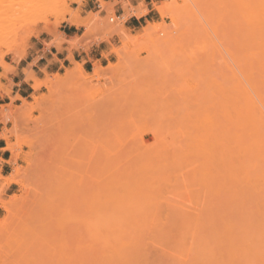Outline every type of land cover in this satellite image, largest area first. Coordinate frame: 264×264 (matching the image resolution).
I'll list each match as a JSON object with an SVG mask.
<instances>
[{"label": "bare ground", "instance_id": "1", "mask_svg": "<svg viewBox=\"0 0 264 264\" xmlns=\"http://www.w3.org/2000/svg\"><path fill=\"white\" fill-rule=\"evenodd\" d=\"M11 1L12 0H0V29L9 18L6 8L7 4ZM69 1L78 0H29L28 2L30 4L27 5V12L35 14L49 11L57 18L67 20V22L73 27L88 28L94 21V18L82 21L78 15L70 14L71 17L66 19L63 10L68 6ZM100 2L102 7L107 10H113L116 4L107 3L102 0H100ZM124 4V21H127L131 17L140 18L147 14L146 8H134L128 1ZM161 5L156 6L155 9L162 18H166L168 15V8L171 12L176 14L174 15L173 13H170L173 14V16L169 14L170 17L172 16L171 19L173 24L172 22L171 24L172 26H175L174 28L172 27L175 32L169 31H172V28H168L167 30L165 28L168 27L167 25L159 27L156 23H149L147 25L148 27L144 29V33L141 34L142 36H134L133 39L129 36L130 38L127 37L128 39L125 40V46L127 48L131 45H134L133 47L140 45L142 48L143 44L146 47V44H148L146 42L149 40V43L153 44L151 45V50L154 47L158 52H155V49H153L154 51L152 50L147 53L152 52V54H154L155 52L159 56L161 52L159 56L160 58L157 54H154L153 58L150 53L152 61L154 59L156 61V63H154L155 65L153 64L155 61L152 62L151 59L148 60V62L145 61L146 58L144 56V60H138L143 63L147 62V65L138 63L140 66L142 64L143 67H149V63L150 67L153 65L154 68L152 69H155L158 73L161 68V71L164 70L163 72H166V75L171 71L172 75L173 73L174 75H177V70V73L173 72V70L176 65H178L177 68L179 69V65H183L185 60L181 61L183 58L180 59L181 57L176 56V58L179 57L177 59L181 61L176 60L178 61V64L175 62V58L173 59L174 61L171 60L174 57L171 55H173V53L177 55L175 53L176 51H178V53L183 52L181 49H178L180 48L178 45H175V41L178 43L180 42L179 37V41H177L178 39H176V36L181 35L180 33L178 34V32L182 31V28H185L186 26L183 34L185 33L187 38L190 37H188L186 33H191V35H193L191 38H197L199 35L202 36L204 32V36L206 37L204 38V36H202V38L199 36V39H205L204 41L207 42V44L212 42H209L211 34L207 27H211L214 35L218 38L220 35V25L227 26V28L231 29L230 31L235 33L234 35L236 39L241 38L243 40V44H239L241 47V49L239 48L241 55L240 57L236 55L240 65L239 68L235 67L238 71L236 72L235 69L228 66L227 71H229V68L230 70L232 69L235 71L231 72V76H229L230 73L227 75L226 73L219 72L220 81H213V78L211 79L210 75H208L211 84L213 82L218 83V85L213 84L214 88L212 87L213 85L211 86L209 84V89L212 87L217 91L220 88V92H218L220 93V106L218 107L216 105L217 101L212 103L216 105V108H219L218 111H216V108L214 109L216 112L212 111L213 108L210 106L211 104L209 102L207 103V100L211 101L213 99L209 100V97H211L210 92V94L208 93L210 96H207V100H205L206 96L203 94L205 96H203V99L205 98V103L210 104L207 105L209 106L207 109L202 107L203 104L201 102L200 104L196 102L198 97L195 101V105L194 103H191L193 100L189 102L193 104V107L197 105V109L202 107L197 114L196 112L194 113L195 116L191 115V110L195 108L190 110L188 116L184 114L185 112L183 111L188 109L187 105L185 106L187 108H184L183 106L185 98H183L181 109L179 108L181 111L184 109L182 111L183 113L177 111L178 108L175 110L171 107L174 112H180V116L182 115L183 117L185 115V120L183 122L185 123L186 121H189L188 123L190 125L187 124L188 126H169L170 121H166V117L164 119L167 123H165L166 125L163 126L161 123H158V125H162L158 126L156 123L157 126H154L151 122L155 123V120H152L151 115H148V120L146 117L149 112L146 111V117H144L142 113L141 118H145L144 120H147V122L149 121L148 123L150 124L145 126V122L144 126H139V124H142L143 122L138 121V126L135 125V127L131 128L133 131L135 130L134 132L139 128V132L152 133L151 136H154L155 142H152L153 144L151 143L150 145L146 144V141L143 138V133L137 132L135 135L137 138L134 137L136 143L132 145V142H130V145L129 141L126 142L127 144L125 142H120V139L127 140V138L122 137L124 135L122 134V138L119 136L120 139L115 140L117 143L114 142V144H116L118 148H120V144H126L127 146L125 145V148L121 145L125 150H120L122 148L117 150L116 147H113L117 152H121H116L115 157L108 159L107 157H112V151L109 153L107 149H105V146L108 144V149H111L112 146H110L109 143L105 145L100 138L103 135L105 136V132H109L110 135H107L111 136V125L114 124L113 127L115 128L116 117L112 115L111 117L114 119L111 121L110 119L112 118H110V114L108 113L110 112V109H107L109 107L106 108V111L103 108L101 109V107L104 106H101L102 103L100 104V107L98 105L99 111L102 110L108 113H106L109 115L108 122H110L108 125L110 123L111 125L109 131H101L100 128L96 129L100 130L101 134L97 131L99 134L97 137L100 136V138L96 137L97 139L94 138V141L101 140L102 142L94 143L100 145L103 143L104 146H102V148L109 153V156H104L106 153L101 146L96 145V148L94 147V151H96L93 152V149L91 150L88 148V146L91 145H88V139H90V143H92L94 136H91L89 132L92 139L90 137L88 138V128L86 129V133H84L79 132L80 130L75 126L78 121L82 123L83 121L86 122L89 120L85 117V121L84 116L82 117V115L84 114L83 112L86 111L85 107L86 109L89 107L88 104L91 100L88 101L87 99L91 96L86 98L88 102H85L88 104L85 103V107L83 105L84 103H81L84 107L83 112L80 114V117L83 118L81 121L82 118H77V115H69L67 110L64 115L68 117L60 114L62 108L67 106L69 108V106H72L68 105L71 104V101L68 100L69 98L65 97L66 95H62V91L66 90L75 80H78L81 87L85 88V90L86 88L91 89L90 87L103 79L104 82H107L108 80L106 81L105 79H110V77L112 79L113 76L115 78L118 75L120 78L117 77L122 80V76L119 75V72L121 70L123 71V69L125 71L123 72L126 75V79L128 76L127 70H125L127 67L124 51H114V53L121 59L120 63L110 64L107 67H103L100 62H96L91 74L86 72L83 64L76 62L73 55H70L68 58L74 67L66 68L64 75L57 74L53 78H47L44 81H39L37 78L33 77L28 78L27 82H33L32 88L36 92H39L42 88H47L51 93L57 91L59 94L61 92L59 97L64 96V98H58V101L56 100L54 102L53 100L58 94L50 97H39L32 104H29L28 101L23 99L20 95L18 96L19 100L24 101V108H31L30 113L33 110L43 111L46 106H49L50 102H52L51 106L53 103L57 104L58 106L54 105L55 108H53L51 110L52 113H50L52 117L56 114L57 116L53 119L51 117L50 126H33L34 130L37 128L36 130L39 131L37 132V136L39 137L36 136V130L33 131L32 127L31 131L28 130L30 129V126H28V129L26 128L27 126L25 127V130H27L28 133H35L33 136H36L32 139L25 136L26 138L24 141L27 143L26 146L28 145L32 149L35 146L40 148V151L35 158L32 157V153L25 155L24 160L29 166L27 168V173L31 172H29V170L32 169L30 166L34 165L35 167L32 169L35 170V173L32 174L33 176L29 179H21L22 170L16 169L13 176L1 177L4 182V185L0 187L1 192L5 187L14 184H20L25 189V194L21 197L16 196L12 198L10 202H5L0 199V207L7 210L12 208V214L14 213L13 216H15L16 219H14L15 224L13 221L11 224L13 223L17 226L16 229L18 230L23 228L21 233L29 242L27 250L29 252L30 261H35L38 258L43 257L42 263H38V260V264H47L46 260L49 258L57 259L56 264H61V262L63 264H264V0H182V4L176 0H169L168 8L164 7L163 4ZM215 10H217L218 13L215 12ZM204 11L207 13L205 14L206 16L203 15ZM201 17H204L203 19H205L207 27L202 23ZM223 29L225 33V28ZM201 30L203 31L201 32ZM224 35L228 34L226 33ZM62 36L65 39L68 38V35L66 36L63 34ZM83 39L84 36L77 41L72 42L71 45L73 47L78 46ZM202 40H198L200 41L199 45L204 46ZM141 42L145 43L142 44ZM238 43H240V40ZM62 45L63 41L56 44L59 49L62 48ZM149 45H147V47ZM174 45L176 48L173 50L170 46ZM207 47L208 49L214 47L218 50L215 43H213L212 46H204V49ZM127 48L125 49L129 50ZM166 48L167 51L165 50ZM170 49L172 50L170 51ZM136 50L134 48L130 50V52L127 51V53L129 52V58L132 57V59L130 58L132 61L134 60L133 56ZM146 50H149V48ZM162 50H164L163 53ZM132 51H134V53L130 55ZM164 52H166V56ZM169 52H172V54H169ZM191 52L193 53V51ZM139 53L140 50L138 54ZM216 53L217 51L215 50V54ZM155 56H157V59L160 61H162L161 58H164L162 63H166L168 68L169 65L171 67L172 64L173 67L170 69L173 70L165 71L164 67L162 70V66H156V64L162 65V63H159V60H157ZM169 56H171L170 61H172L174 65L172 62L168 63L166 60ZM191 56L194 57L196 55L194 54ZM191 56H188L190 62L192 61ZM196 57L198 60L201 58H199V56ZM203 57H205L206 60L208 57V60H210L207 55H204ZM138 60L136 59L134 64H136V68L141 71L142 67L140 69V66L137 67V63H135ZM202 60L203 59L197 61L196 64L199 62L200 64H205L204 67L201 65L200 68L203 67L204 73L208 72L209 66L206 67V63H204L206 60H203V62ZM234 62L236 63L237 61L234 60ZM194 63L195 62L192 64L194 65ZM235 63L234 65L237 64ZM163 65L165 66V64ZM219 65L221 64L219 63ZM189 66H192L191 63ZM148 67V70L146 71L150 72V68ZM193 67L194 66H192L191 69H193ZM136 68L135 70L132 69V71L137 72ZM12 69L13 68H11V70ZM186 69L187 68L185 67L184 72L191 76L192 70L186 71ZM196 69L198 68H195V71H193L196 72ZM204 69L208 70L204 71ZM130 70H128V72ZM213 70L215 71L216 69L214 68ZM146 71L144 70V72H142L143 75L144 73L146 75ZM44 72L47 73L46 70H44ZM149 72L147 75L150 78L152 75H149ZM163 72H160L159 75L154 72V75L163 78L161 75ZM184 72L182 71L183 76ZM222 72L225 71L222 70ZM129 73V76L131 77L134 72ZM204 73L203 76H206ZM133 76L137 77V75ZM157 76L156 78L155 76L153 78L157 79ZM181 76L178 75V78L181 79ZM117 77L115 80L118 79ZM149 78H146V82H148ZM190 78L187 79L186 77V79L191 82L193 80L195 81L194 78ZM186 79L184 78V80ZM121 80H119L120 84ZM170 80L171 79H169V81ZM114 81L112 80V83ZM142 81L144 82V79H142ZM163 81L166 82L164 83V85H166L167 81L165 78L161 81H157L160 82L159 85H161V87ZM180 81L182 82L183 78ZM108 82L111 83L110 80ZM115 82L113 83L114 85L112 84L113 88L116 85H119L115 84ZM149 82H151V80ZM205 82L208 83V81ZM116 83H119L118 80ZM174 83L175 82L172 83L171 87H173ZM196 83L199 82L197 81ZM201 84H203V88L207 89V84ZM106 85L108 84L106 83ZM174 85L177 86V84ZM97 86L98 85L95 87H100ZM125 86L124 87L127 89L126 92L128 90V92H130L132 88L127 87V85ZM145 86L146 85L144 84V87ZM217 86H219L218 89H216ZM117 87L118 86H116V93L114 94L113 92L115 91H113L114 89H111L112 87H109L110 89L108 90L104 88V90H110V92L113 91L112 94L110 93L105 96L108 100L111 99L112 95L118 96L119 93L117 92ZM158 87L159 86H157V88ZM93 88L94 87H92V89ZM146 88L148 87L146 86ZM193 88L195 87L193 86ZM198 88L199 90H202V87ZM99 89H101V87ZM120 89L121 88H119L118 91H121ZM176 89V87H173V89H170L169 91L171 92L173 90L171 93L178 94V92L180 93L182 90L175 91ZM143 90L146 91L145 88ZM68 91L67 95L68 93L71 94V96L72 94L74 95V91H72L73 93H70V89H68ZM94 92L96 93V91ZM140 92L141 91L137 92L139 93V96L133 91L130 93L137 94L136 96L139 99ZM168 92H166V94L169 95ZM202 92H204V89ZM64 93L66 94V92ZM194 93L197 95L200 91ZM200 95L202 94L200 93L199 96ZM117 96L113 99L120 104V101L124 99L120 100ZM213 97L214 99L215 97L217 99V96L213 95ZM76 98L78 99L79 97ZM151 98L153 97L151 96ZM189 98L193 99L191 97ZM113 99L111 100L113 101ZM138 99H136V102H140ZM170 99L173 100L172 97H170ZM186 99L188 100V96ZM111 100L109 102H112ZM126 100L124 101H129V98L127 101ZM133 100H135L134 97H131L130 103H134ZM141 100L143 101V99ZM161 100L164 101L163 99ZM77 101L80 102L81 100ZM98 102H100V100ZM77 103L75 102L74 105ZM145 103L141 105L144 106ZM150 103L152 104V102ZM164 103L166 102H163V104ZM94 104H96V102ZM124 104L125 103L123 102L121 105ZM139 104L140 103H138V106H140ZM178 104L180 106L179 102ZM127 105L128 104H126V106ZM156 105L158 104H155V106ZM77 106L79 105H76V107ZM94 106L97 109L96 105ZM126 106H122V108L125 109ZM129 106H132V104ZM80 107L82 108L81 105L79 108ZM90 107L92 106L90 105ZM145 107L148 110L147 105ZM157 107L159 108L160 105L154 107L155 110L153 111H155L156 114L158 112L159 116L156 114L155 116H165L164 114H161L162 116H160L158 111L160 108L156 109ZM162 107L163 106L161 105V108ZM72 108H70V110H73ZM47 109L50 110L51 107L50 109ZM115 109V107L112 108V110ZM128 109L127 106L126 112H129ZM168 109L169 107H167L164 112L166 113V110L168 111ZM171 109L169 110L170 112L172 111ZM208 109L211 110L208 111ZM24 110L23 108L20 110L11 109L9 112L7 111L8 113L6 116H15ZM75 110H78V107ZM89 110L87 109L86 112ZM119 110H121V108ZM142 110L145 111V108H142ZM137 111L138 109L136 112ZM150 111H152V109ZM155 112H152L153 114H151L154 116ZM160 113H163V111L161 112L160 110ZM85 114L88 116V113ZM134 115H136V113ZM177 115L179 114L177 113L175 116ZM95 117L93 119H95ZM135 117L136 116H133V118ZM187 117L188 120H186ZM164 120H161V122L163 123ZM89 121L86 122V125ZM94 121H96V119ZM176 121L177 120L175 119V122ZM118 122L119 121H117V123ZM90 124L94 123H91L90 121ZM96 124L99 125V121ZM127 124L125 127L121 123H118V125H122V127L124 126V130L128 125H133V123L132 125L130 124V121L129 124ZM98 125L95 127L97 128ZM118 129L119 128H117V130ZM117 130L115 129V131ZM119 132H117V135ZM17 133V127H15L13 131L2 132L0 134V140H6L9 142L12 135L15 134L17 136ZM114 134H116V132ZM113 137L114 136H112V138L110 137V140H114ZM23 138L19 139L18 137L19 145L20 140H23ZM36 138L37 141H35ZM129 139L131 141L134 140L132 136L129 137ZM16 145H18V143L15 145L10 144L5 149L13 154L8 164L18 163L17 161L20 158V154H17L18 146ZM20 146H22V144ZM97 147H99L100 150L99 148L97 149ZM63 148L65 150H62ZM66 148L70 151L68 152ZM88 150L93 153V155H91ZM63 151L66 152V156L68 154V158L64 155ZM98 152H100L106 160L108 159V161H105L102 156H99L101 157V161H105L102 163L99 160V165L104 164L102 167L105 166V170L101 165L97 170L94 165H92L95 163L98 164L95 162L97 156L100 155ZM114 152H112V154ZM88 154H90L91 157H89ZM94 154L96 155L94 156ZM65 157L67 159H65ZM62 158L67 161L64 162V159L62 161ZM98 159L99 158H97V160ZM100 168H102V170H100ZM1 169L2 168H0V170ZM103 170L105 175L102 174ZM93 172L96 174L93 175ZM99 175H102L100 179L101 181L98 180V178H100L98 177ZM92 176H96V180L98 181H96L95 178L92 179ZM91 181H93V183ZM91 183L93 185H91ZM0 225L2 224L0 223ZM20 225L22 226L21 228ZM15 231L16 230L14 229L15 235L20 234V232L16 233ZM17 236L18 235H16V237ZM59 260L61 261L60 263ZM33 263L36 264V262Z\"/></svg>", "mask_w": 264, "mask_h": 264}, {"label": "rangeland", "instance_id": "2", "mask_svg": "<svg viewBox=\"0 0 264 264\" xmlns=\"http://www.w3.org/2000/svg\"><path fill=\"white\" fill-rule=\"evenodd\" d=\"M29 0H12L11 2H9L8 4H7V12H8V19L6 20V22L2 25V28L0 29V134L2 133V132H8V131H13V129L15 128V127H17V129H18V135L16 136L15 134H13L12 135V137L10 138V140H9V142L8 141H6V140H0V142L2 141V142H4V145L6 146V148L8 147V145H15V144H17L18 143V145H16V146H18L17 148V154H20V158L18 159V163H15V164H10L11 165V167H12V170H11V174L9 175V176H7V177H11V176H13L14 174H15V171H16V169H21L22 170V175H21V179H29V178H31L33 175L32 174H34L35 173V170H32V169H34L35 167H34V165L33 166H30V168L32 167V169H30L29 170V172L30 173H27V168L29 167L28 166V164H27V162L24 160L25 159V155H28V154H31L32 153V157L33 158H35L36 157V155H37V153L40 151V148H38L37 146H35L33 149L32 148H30L28 145L26 146V144L27 143H25V141H24V139L26 138L25 136H27L28 138H34V137H36L37 136V132H39L38 130H36V136H33V135H35V133H28L27 132V130H25V127L28 129V126H30V129H28V130H30L31 131V129L33 130V131H35L34 130V127L35 126H50V122H51V115H50V113H52V109L53 108H55V106L57 105V104H52V106H51V103L52 102H50L49 103V106H46V108L45 109H47V108H49L50 109V107H51V109L50 110H45V109H43V111H41V110H33L31 113H30V111H31V108L30 107H26V108H24V101L23 100H19V98H18V96L17 97H13L12 96V88L14 87V78H15V76L17 75V73H18V68H17V65L22 61V60H25L27 57H28V55L30 54V52L32 51V49H33V47H34V43H36L37 41H39V40H41V41H43V45H44V47H45V49H44V52H47V51H49L50 49H53V48H56L58 51H61L62 50V48L61 49H59V48H57V46H56V44L58 43V42H62L63 41V45H62V47L63 46H67L68 47V51H69V56L70 55H72L74 52H86V53H88V52H90V50L93 48V47H95V46H98V45H100L101 43H106V44H109L110 45V51H109V53H107L106 55H105V58H109V59H107L105 62H104V64L102 65L103 67H107V66H109L110 64H117V63H120V61H121V59L119 58V56L118 55H116L115 53H114V51L115 50H123L124 51V56H125V60H126V69L125 70H127V78L125 79V71H124V69H123V71L121 70L120 72H119V75L120 76H122L121 78H122V80L121 79H119L117 76V80H118V82L119 83H116L117 82V80H115L116 79V77L114 78V76L112 77V79H111V77H110V79H105L106 81L108 80H110L111 81V83H109L108 81L107 82H104V79L102 80V81H100V82H97V84H94V86H92V87H94L93 89H92V87H90L91 89H92V91H91V89H88V88H86V90H85V88H82L81 87V85H80V82L78 81V80H75L66 90H64V91H62L63 93H62V95L64 94V96L66 97V98H69L68 100L69 101H71V104H68V105H72V106H69V108H68V106L67 107H65V108H62V110H60V114H62V115H64L65 114V112H66V110L68 111V114L69 115H77V118L78 117H80V114L83 112V110H84V107L86 106V104H88L87 102L88 101H90V103L88 104V106L89 107H87V109L89 110L88 112H86L87 111V109H86V107H85V112H83L84 114L85 113H88V116H87V114H83L82 115V117L84 116V119H85V117L86 118H88L89 120H90V118H91V123H94V124H90V121L89 120H87V121H89L88 122V124H90V125H86V119H85V121L86 122H82V123H80V121H78L77 123H76V127L78 128V130H80L79 132H84V133H86V129L88 128V131H87V135H89V136H87L88 138L90 137L91 139H92V137L91 136H94L93 137V141H92V143H90L91 141H90V139H88L89 141H88V145H90V146H92V147H90V146H88V148H90L91 150L93 149V152H95L94 151V149L96 148V145L97 146H101V148H102V146H104L103 145V143H101V145L100 144H98L99 142H102L101 140H95L94 141V138L95 139H97V138H100V136L99 137H97L99 134L97 133V131H99L100 132V130L101 131H109L110 129V125H111V123L108 125V123L110 122H108V120H109V115H107L108 113L110 114V118H112V119H110L111 121H113V117H111L112 115L113 116H115L116 118H115V121H116V125H115V128L113 127L114 126V124L113 125H111V127H112V134H111V136H108L107 134H109L110 135V133L109 132H105L106 134H105V136L103 135V136H101V138L100 139H102L103 140V142L105 143V145L107 144V143H109L110 144V146H112V148L110 149H108L107 147H109V145L107 144L106 146H105V149H107V151L110 153V151H112V152H114L113 154H112V152H111V156L112 157H110L109 156V153L106 151V150H104V148H102L104 151H105V153H106V155H104L105 157H107V156H109V157H107L108 159L109 158H113V157H115L116 155H115V153L117 152V150H119L120 148H122V149H120V150H125V149H123V147L125 148V145L127 144L126 142L127 141H129V143L130 142H132V145H134L135 143H136V140H135V138L134 137H136L137 138V136H135L136 135V133L137 132H139V128H138V130L136 131V132H134L133 131V129L131 128V127H135V125L136 126H138L137 125V123H138V121L139 122H143L142 124L140 123L139 124V126H144V123L146 122V124H145V126H148V124H150V123H148L147 122V120H144L143 119V117L141 118V114L143 113V116L144 117H146L145 115H146V113L147 112H149V114L147 113V119L149 118L148 117V115H151V117H152V120H155V123L153 122H151V124H154V126L156 125V123H157V125H158V123H161L163 126L164 125H166L167 123H166V121H170V124H169V126H188L187 124H189L188 122L189 121H186L185 123L183 122L184 120H185V118H184V116L186 115V116H188L189 114H190V110L191 109H193V108H195V109H193V110H191V115H193V116H195V112H196V114L198 113V111H200L201 110V108L203 107H205V109H207L209 106H207V105H210L212 108V111H215L214 109L216 108V105L219 107L220 106V101H219V99H220V93H218V92H220L219 90H220V88H219V86H217V88L216 89H218L217 91L216 90H214L213 88H214V85L213 84H216V85H218V83H214L213 81H220V76H219V72H221V73H226L227 75H229V73H230V75L229 76H231L232 75V71H235L236 70V72L238 71V69H236L235 67H237V68H239L240 67V65H239V60H238V57L236 58V55H238L239 57H240V55H241V51H240V49H241V47L239 46V44L240 45H242L243 43V40L241 39V38H239V39H236L235 38V33H233L232 31H230L231 29H229V28H227V26H225V25H220V35H219V37L217 38V36H215L214 35V32H213V30L211 29V27L209 28V27H207V25L205 24V19H203L204 17H201V21H202V23H204L205 25H206V27L208 28V31L210 32V41L209 42H211V43H208L207 44V42H205L204 40H202L201 38L199 39V36L197 37V38H191V36H193V35H191V33H186L187 35H188V37H190V38H187V36L185 35V33L183 34V32H184V30H185V28L187 27H185V28H182V31H180V32H178V34L180 33L181 35H177L176 36V39H178V37H179V39H180V42L178 43V42H176L175 41V45L177 46L178 45V47H180V48H178V49H181V51H183L182 53H184V54H182L181 52H179L178 53V51H176L175 53L177 54V55H175L174 53H173V55H171L173 58L171 59V60H173L174 58V60H175V62H177L178 63V61H180V60H178L177 58H179V57H181L180 59H182L183 58V60H181V61H184V63H183V65L187 68L186 69V71L187 70H189V71H191L192 70V72H191V76L190 75H188L187 73H185L184 72V66L183 65H179V69L177 68L178 67V65H176V67H175V69L173 70V69H170V68H172L173 66H172V64H171V67H170V65H169V68H168V66H166L167 64L166 63H162V61H164L162 58H161V60L162 61H160L159 59H157L159 56H160V54H161V52H160V54H159V56H158V54L157 53H155V52H158V51H156V49L153 47V49H155V52H154V54L156 55L157 54V56H155L156 57V59L157 60H159L158 62L159 63H162V65L161 64H156V66H162V70H163V67H164V69H165V71H170V70H173V72H175V73H177V75H174V73H173V75H172V71L171 72H168L167 73V75H166V72H163V71H161V68H160V72H163V73H161V75H162V77L163 78H160V76L158 77L157 75H159V73L157 72V71H155V69H152V68H154L153 67V65H152V67H150V64L148 63V65H149V67L148 68H150L149 70H150V72L149 71H146V70H148L147 69V67H143V65H147V62H148V60H150L152 57L154 58V54H152V52H150L151 54H152V57H151V55H150V53H147V52H149V51H152L151 50V48H152V46L151 45H153L152 43L150 44L149 42V40L146 42V40H145V42L146 43H148V44H146V47H145V45L143 44V43H145V42H141L142 44H143V46H142V48L140 47V45L138 46L137 45V47H133L134 45H131L130 47H126L125 46V40H127L128 38H130V37H132L131 39H133L134 38V36H138V37H140V36H142L141 34H143L144 33V29L146 28V27H148L147 25L149 24H146V26L145 27H143V28H141V29H139V30H136V31H129V30H127L126 28H125V23H126V21H124L125 20V15L122 17V18H120V19H118L116 16H115V14H114V9L113 10H107V9H104L103 7H102V4H101V2H100V0H99V5H100V9L98 10V12H90V9L91 8H93L95 5L94 4H92V3H90L91 2V0H78V1H69L68 2V6L66 7V8H64V10H63V12H65V15H66V19H69L71 16H70V14L71 15H78L79 16V18L82 20V21H86V20H89V19H91V18H94V21L90 24V26L88 27V28H77V27H74V28H76V30H75V32L76 33H78L76 36H74V37H68V38H63V34H65L64 33V31L65 30H67L68 31V28H69V26H71V27H73L70 23H68L67 22V20H65V19H61V18H57L56 16H54V15H52L51 14V12H41V13H35V14H30L29 12H27L28 11V6L27 5H29L30 3L28 2ZM168 1L169 0H155V4H154V8L156 7V6H160L161 4H163V6L164 7H166V8H168L167 6H168ZM171 1V0H170ZM176 1H179L181 4H182V0H176ZM170 3V2H169ZM122 4L124 5V1L122 2ZM162 6V5H161ZM156 10V9H155ZM106 13L107 15L106 16H102V13ZM156 12H157V10H156ZM215 12H217V10H215ZM158 13V12H157ZM170 13H173L174 15H176L174 12H171L170 10H169V8H168V15L166 16V18H162L161 16H160V14L158 13V15H159V18H158V22H156V25L158 24L159 25V27H161L162 25H164V26H168V27H165L167 30H168V28L170 29V28H174L175 26L173 25L172 26V24H173V21H172V16H173V14H170ZM204 14L203 15H205V14H207L205 11L203 12ZM218 13V12H217ZM172 15L171 17H170V15ZM206 16V15H205ZM164 22V23H163ZM171 22H172V24H171ZM66 27V28H65ZM163 27V26H162ZM183 27H184V25H183ZM173 28H172V31L171 30H169L170 32H173L174 30H173ZM223 28H225V33H224V29ZM227 28V29H226ZM177 29V28H176ZM143 30V31H142ZM227 30V31H226ZM229 30V31H228ZM178 31V30H177ZM194 31V30H193ZM203 30H201V32H202ZM223 31V32H222ZM175 32V31H174ZM182 32V33H181ZM186 32H188V31H186ZM232 32V33H231ZM177 33V32H176ZM228 34V35H224V34ZM182 34H183V36H182ZM230 34V35H229ZM123 35V36H122ZM140 35V36H139ZM205 35V33L203 32V35L202 36H204ZM82 36H84V39H83V41L78 45V46H75V47H73L72 45H71V43L72 42H74V41H77L78 39H80ZM130 36V37H129ZM202 36H200V37H202ZM128 37V38H127ZM137 37V38H138ZM186 37V38H185ZM206 36H204V38H205ZM224 37H227V38H224ZM229 37V38H228ZM126 38V39H125ZM136 38V37H135ZM203 38V37H202ZM175 39V40H176ZM179 39L177 40V41H179ZM207 39V38H206ZM237 41H236V40ZM182 40V41H181ZM198 40H202L204 43V46H206V45H210V46H212V44L213 43H215L216 45H217V47H218V50H217V48H214V47H211V49L209 48L208 49V47L206 48V49H204V46H201V45H199V43H200V41H198ZM239 40H240V43H238L239 42ZM178 43V44H177ZM202 43V42H201ZM141 44V45H142ZM150 44V45H149ZM147 45H149V46H151V47H147ZM175 45L174 46H170V48H172L173 50L176 48L175 47ZM200 46V47H199ZM198 47V48H197ZM202 47H203V49H202ZM125 48H127V49H129V50H126ZM135 48V50H136V52L134 53V51H132L131 52V54L130 55H132L133 53H134V56H133V58H134V60L132 61V60H130V58L132 59V57H130L129 58V52H130V50H132V49H134ZM139 48V49H138ZM143 50H141V49ZM144 48V49H143ZM147 48H149V50H146ZM213 48V49H212ZM240 48V49H239ZM172 49H170V51L172 50ZM217 51V53L215 54V50ZM139 50H140V53L138 54V52H139ZM166 51H167V48L165 49ZM199 50H201V51H199ZM127 51H129L128 53H127ZM154 51V50H153ZM163 51L164 50H162V53H163ZM180 51V50H179ZM191 51H193V53L196 55V56H199V60H198V58L196 57V56H191V55H194ZM187 52H189V53H187ZM212 52H213V54H212ZM165 53V56H166V52H164ZM172 54V52H169V54ZM181 53V54H180ZM190 53H192V54H190ZM202 53V54H201ZM234 53H235V56H234ZM147 54V55H146ZM150 56H149V55ZM180 54V55H179ZM188 54H190V55H188L189 57L191 56V60L193 61V62H195L194 63V65L192 64L193 62L191 61L190 62V58L187 56ZM207 55V56H209V59L210 60H208V57H207V60H206V58L205 57H203L204 55ZM144 56H145V58H146V60L145 61H147L145 64L143 63V62H140L138 59H143L144 60ZM147 56V57H146ZM163 56H164V54H163ZM171 56H169L168 58H166V60L168 61V63H170V62H172V61H170V58H171ZM176 56H179V57H177L176 58ZM215 56V57H214ZM39 57L40 56H38V57H36L35 58V60H34V62L29 66V68L28 69H25V70H23L22 71V73H21V75H20V78H18V80L19 79H23L24 80V82L25 83H30L31 84V91H29V94H30V97L28 98V99H26L27 101H28V103L29 104H32V103H34V101L36 100V99H38L39 97H50V96H53V95H57L58 94V92L57 91H55V93H51V91L49 90V89H47V88H42L39 92H36L33 88H32V85H33V82H27V79L28 78H37L39 81H44L45 79H47V78H53L54 76H56L57 74H60V75H64V73H65V71H66V69H63L60 73H55V74H52V73H45L44 72V70L42 71V72H39L38 74H36L33 70H32V68H33V66L35 65V63L39 60ZM236 59H235V58ZM147 58H149V59H147ZM160 58V57H159ZM189 60H188V59ZM196 58H197V61H201V59H203V60H206L204 63H206V67H208V69H209V71L208 72H203V67L205 66V64L203 65V64H200V62L199 63H197L196 64ZM214 58H216V59H214ZM138 60V61H136L135 63H137V67L138 66H140L139 64L140 63H142L141 64V66L139 67L140 69H141V67H142V70L141 71H139V69L138 68H136V64H134V61L135 60ZM214 61H213V60ZM173 60V61H174ZM176 60H178V61H176ZM186 60H187V62H186ZM203 60H202V62H203ZM234 60L235 61H237L236 63L234 62ZM151 61H152V59H151ZM153 61H155V59L153 60ZM152 61V62H153ZM180 61V62H181ZM213 61V62H212ZM150 62V61H149ZM157 62V63H158ZM166 62V61H165ZM191 63V65L192 66H194L195 68H198V69H196V72H194L195 70V68L193 67V69H191L192 68V66L190 67L189 65H190V63ZM230 62V63H229ZM96 63V62H95ZM95 63H93V65L92 66H89L88 67V69L86 70V72L88 73V74H91L92 72H93V70H94V67H95ZM139 63V64H138ZM154 63H156V61L155 62H153V64ZM173 63V62H172ZM189 63V64H188ZM219 63L221 64V65H219ZM234 63L236 64V65H234ZM81 64V63H80ZM163 64H165V66L163 65ZM179 64V63H178ZM231 64V65H230ZM73 65V64H72ZM155 65V64H154ZM173 65H174V63H173ZM196 65V66H195ZM201 65H203V67L202 68H200L201 67ZM215 65V66H214ZM237 65H239V66H237ZM132 68H131V67ZM228 66L230 67V68H232V69H235V70H230V68H229V71H227V69H228ZM74 67V65L73 66H71L70 68H73ZM84 67V66H83ZM131 69H129V68ZM166 67V68H165ZM184 67V68H183ZM205 67V68H206ZM219 67V68H218ZM234 67V68H233ZM11 68H13L14 69V71H13V69L11 70ZM135 68H136V71L137 72H135V71H132V69L133 70H135ZM159 68V67H158ZM215 68L216 70L214 71L213 69ZM218 68V69H217ZM226 68V69H225ZM146 71V75H145V73H144V75H143V73L142 72H144V70ZM168 69V70H167ZM208 69H204V71H207ZM128 70H130L129 72H134V73H132V75H131V77L129 76L130 75V73L128 72ZM156 70H157V67H156ZM176 70H177V72H176ZM179 70H181V71H179ZM194 70V71H193ZM211 70H212V72H211ZM220 70V71H219ZM222 70L223 71H225V72H222ZM182 71L184 72V76H183V73H182ZM199 73H198V72ZM149 72V75H152V76H150V78H149V76L147 75V73ZM154 72H156L157 73V75H154ZM180 72V73H179ZM204 73V75H206V76H203V73ZM210 72V73H209ZM215 72V73H214ZM218 72V73H217ZM140 73H141V75H140ZM169 73H170V75H169ZM181 73H182V76H181ZM220 73V74H221ZM133 75H137V77H135V76H133ZM142 75H143V77H142ZM178 75H180L182 78H183V81L181 82L180 80L182 79H180V78H178ZM196 77V75H197V77L195 78L194 76ZM208 75H210V77H211V79L213 80L212 82V84H211V80L209 79L210 77L208 76ZM124 76V77H123ZM148 76V77H147ZM155 76V78H156V76H157V79H155V78H153ZM166 76V77H165ZM168 76V77H167ZM187 77V79H189L190 77H192V78H190V79H195V81L193 80L192 82L191 81H189V80H187L186 79V77ZM190 76V77H189ZM199 76H202V77H199ZM215 76H216V78H215ZM139 77V78H138ZM209 77V78H208ZM217 77H218V79H217ZM124 78V79H123ZM129 78H130V80L132 81H130L129 80ZM139 79V81H138V79ZM146 78H149L150 80H151V82H152V84H151V82H149L150 80L148 79V82H146L147 81V79ZM165 78V80L167 81V86L166 85H164V83H166L165 81H163V85H162V87H161V85H159L160 84V82H157V81H161V80H163ZM184 78L187 80H184ZM208 78V79H207ZM133 79H136V80H133ZM142 79H144V82L142 81ZM155 81H154V80ZM169 79H171L170 81H169ZM207 79V80H206ZM112 80L115 82V84H119V85H116V86H118L117 88V92L119 93L118 94V96L117 95H112L111 96V99H113V98H115V96H117L120 100L121 99H124V100H128V98H129V101H127V102H125L124 100H118V101H120V104H118V102H116V100L115 99H113V101L112 102H109L110 100H108L105 96H107V95H109L110 93L112 94V92L113 91H115V92H113V94L114 93H116V86L113 88V83H112ZM119 80H121V84H120V81ZM157 80V81H156ZM172 80H173V82H175L174 84H177V86L176 85H174L173 84V87H176L177 89L175 90V91H180L181 89V91H180V93L178 92V94H174V93H171V92H173V90L170 92L169 90L170 89H173V87H171L172 86ZM209 80H210V82H209ZM142 81V82H141ZM199 82V83H196V82ZM205 81H208V83H206ZM133 82H136V83H133ZM139 82V83H138ZM195 82V83H194ZM100 83V84H99ZM104 83V84H103ZM106 83L108 84V85H106ZM142 83V84H141ZM155 83V84H154ZM171 83V84H170ZM184 83H186V84H184ZM201 83H205L204 85H206L207 84V89H205V88H203V84H201ZM220 83V82H219ZM113 84V85H112ZM136 84H137V86H136ZM144 84L148 87V88H146V86L144 87ZM157 84V85H156ZM199 84H201V85H199ZM213 87H211L210 89H209V87H210V85ZM79 85H80V87H79ZM96 85H98L97 87H101V89H102V92H101V89H99V88H96L95 86ZM105 85H106V87H105ZM125 85H127V87H131L132 89L130 90V92H135V93H137V92H139V91H141L140 92V98L138 99L137 98V96H139V93H137V94H135V93H133V94H131L130 92H126V86ZM143 85V86H142ZM199 85V86H198ZM107 86H108V88H107ZM125 86V87H124ZM157 86H159L158 88H157ZM193 86L195 87V88H193ZM196 86H197V88H196ZM114 89L113 91H111L110 92V90L109 91H107L108 89ZM138 87V88H137ZM142 87H144L145 89H146V91L145 90H143L144 88H142ZM161 87V88H160ZM170 87V88H169ZM198 87H202V90L204 89V92H202V90L200 89L199 90V88ZM104 88H106L105 90H106V93H108V94H106L105 93V90H104ZM119 88H121L120 90L121 91H118L119 90ZM154 88V89H153ZM167 88V89H166ZM168 88H169V90H168ZM68 89H70V93L72 92V91H74V95L72 94V96H71V94H69L68 93V95H67V91H68ZM89 91H88V90ZM96 89V90H95ZM122 89H123V92H122ZM163 90V91H161V90ZM195 89H196V91L198 92V91H200V93L202 94V95H200L199 96V94L200 93H197V95L194 93V92H196L195 91ZM198 89V90H197ZM208 89H209V91H208ZM160 90V91H159ZM91 91V92H90ZM94 91H96V93H98V94H96ZM145 91V92H144ZM148 91V92H147ZM151 91V92H150ZM157 91V92H156ZM169 91V92H168ZM183 91V92H182ZM194 91V92H193ZM206 91H207V93H206ZM64 92H66V94L64 93ZM69 92V91H68ZM89 92V93H88ZM165 92V93H164ZM166 92H168L169 93V95L168 94H166ZM211 93V97H209V100H211L212 98L214 99V97H213V95L214 96H217V99H216V97H215V101L212 99L211 101H208L207 99V96H210L209 94ZM73 93V92H72ZM91 93V94H90ZM92 93H93V95H92ZM95 93V94H94ZM105 93V94H104ZM209 93V94H208ZM212 93H213V95H212ZM218 95H217V94ZM50 94H52V95H50ZM86 94V95H85ZM124 94V95H123ZM147 94V95H146ZM150 94V95H149ZM196 96H195V95ZM206 96V99L205 100H207V103L209 102L210 104H207V103H205V101H204V99H203V96L204 95ZM59 95H61V92L58 94V96H54L55 97V99L53 100V102L54 101H58V98H64V96H60L59 97ZM103 95V96H102ZM120 95V96H119ZM137 95V96H136ZM155 95V96H154ZM171 95V96H170ZM73 96H76V97H79L78 99L76 98V97H73ZM89 96H91V97H89ZM93 96H95V97H93ZM114 96V97H113ZM148 96V97H147ZM151 96L153 97V98H151ZM172 97V99L173 100H171L170 99V97ZM184 96H186V97H184ZM187 96H188V100L186 99L187 98ZM204 96V97H205ZM89 97V98H88ZM109 97V96H108ZM116 97V98H117ZM126 97V98H125ZM131 97L133 98L134 97V99L135 100H133L134 101V103L133 102H131L130 103V99H131ZM136 97V98H135ZM155 97V98H154ZM189 97H191V98H193V99H190ZM197 97H198V99H197ZM201 97V98H200ZM65 98V99H66ZM70 98H71V100H70ZM73 98H75V99H73ZM86 98H88L87 100H86ZM98 98H99V100H100V102H98L99 100H98ZM117 98V99H118ZM183 98H185V102H183ZM200 98V99H199ZM24 99V98H23ZM103 99V100H102ZM136 99H138V101H140V102H136L137 100ZM141 99H143V101L141 100ZM159 99V100H158ZM161 99H163L164 101H162ZM190 99V100H189ZM196 99H197V101H196ZM76 100V101H75ZM77 100H81L80 102H78ZM95 100V101H94ZM101 100H102V102H101ZM144 100H145V102L147 101V100H149V101H147L146 103L144 102ZM152 100H154V101H152ZM156 100V101H155ZM193 100V101H192ZM73 101V102H72ZM77 103L76 105H81L82 106V108L80 107L79 108V106H77L78 107V110H75V109H77V107H76V105H74L75 104V102ZM85 101H87V102H85ZM103 101H105V102H103ZM142 101V102H141ZM159 101H161V102H159ZM192 101V102H191ZM195 101L196 102H198V104H200V102L203 104L202 105V107H199L198 109H197V105L195 106V107H193V104H191V103H194V105H195ZM213 101V102H212ZM217 101V102H216ZM219 101V102H218ZM96 102V104H94ZM124 102L125 104L124 105H121L122 103ZM150 102H152V104L150 103ZM163 102H166V103H164L163 104ZM177 102V103H176ZM178 102L180 103V106H179V104H178ZM182 102H183V104H182ZM189 102H191V103H189ZM214 102H216L217 104L215 105V104H212V103H214ZM68 103H70V102H68ZM84 105V107H83V105ZM86 103V104H85ZM102 103V104H101ZM138 103H140L139 105L140 106H138ZM143 103H145L144 104V106L143 105H141V104H143ZM148 103H150V104H148ZM93 104V105H92ZM100 104H101V106L102 105H104V106H102L101 107V109L103 108V109H105L106 110V108L107 107H109V108H107L108 110L110 109V112H105V111H102L101 109V111H99V108H98V105H99V107H100ZM126 104H128L127 106H128V110H129V112H126L127 110H126V108H127V106H126ZM130 104H132V106H129ZM136 106H135V105ZM155 104H158V105H160V109L157 107L156 109H159L158 111H159V114H160V116H162L163 114L165 115V116H162V117H157V116H155V114H156V112L155 111H153V110H155V108L154 107H156V106H158V105H156L155 106ZM176 104H177V106H179V107H177L176 106ZM219 104V105H218ZM48 105V104H47ZM55 105V106H54ZM90 105L92 106V107H90ZM94 105H96V107H97V109L95 108V106ZM120 107H119V106ZM147 105V107H148V110H147V108L145 107ZM161 105L163 106L162 108H161ZM182 105L184 106V108H187V107H185L186 105L188 106V109H182V111L183 112H185L184 114V116L182 117V115L180 116V112H177V111H181V110H179V108L181 109V107H182ZM206 105V106H205ZM58 106V105H57ZM122 106H126V108L124 109V108H122ZM192 106V107H191ZM198 106H200V105H198ZM63 107V106H62ZM72 107H74V108H72ZM111 107V108H110ZM113 107H115L116 109L115 110H112V108ZM139 107V108H138ZM140 107H142V108H145V111H143L142 110V108H140ZM153 107V108H152ZM165 107V108H164ZM167 107H169V109H168V111L171 109V107H173L172 109H175V110H177V108H178V110L177 111H175L174 112V110H172L171 112H172V114H171V112L169 113L167 110H166V113L164 112V110L165 109H167ZM191 107V108H190ZM23 108V110L24 111H21V112H19V114H17V115H15V116H10V117H7L6 116V114L11 110V109H16V110H20V109H22ZM70 108H72L73 110H70ZM92 108H94V109H92ZM121 108V110H119ZM131 108V109H130ZM190 108V109H189ZM82 109V110H81ZM96 109V110H95ZM138 109V111L136 112V110ZM152 109V111H150ZM200 109V110H199ZM204 109V110H205ZM210 109V110H211ZM217 110L216 111H218V109L219 108H216ZM65 110V111H64ZM98 110V111H97ZM141 110V111H140ZM160 110H161V112L163 111V113H160ZM204 110H202V111H204ZM209 109H208V111H210ZM8 111V112H7ZM79 111H80V113H79ZM107 111V110H106ZM147 111V112H146ZM181 111V112H182ZM206 111V110H205ZM215 111V112H216ZM77 112V113H76ZM91 112V113H90ZM105 112V113H104ZM152 112H155L154 113V116L152 115L153 113ZM182 112V113H183ZM107 113V114H106ZM136 113V115H134ZM145 113V114H144ZM152 113V114H151ZM178 113L179 115H177V116H175L176 114ZM181 113V114H182ZM203 113V112H202ZM201 113V114H202ZM211 113H213V112H211ZM106 114V115H105ZM138 114H139V116H138ZM162 114V115H161ZM136 116L135 118H133V116ZM156 115H158V112H157V114ZM167 115V116H166ZM168 115H169V117H168ZM171 115H173V116H171ZM57 116V114L56 115H54L53 117H52V119L54 118V117H56ZM65 116V115H64ZM91 116H96L95 117V119H96V121H94L95 119H93L94 117H91ZM97 116H98V119H97ZM159 116V115H158ZM65 117H68V116H65ZM82 117H80V118H82ZM139 117V118H138ZM165 117H166V119H165ZM167 117H168V119H167ZM172 117H174V118H172ZM180 117H182V118H180ZM141 118V119H140ZM161 118V119H160ZM100 119V120H99ZM130 119V120H129ZM133 119V120H132ZM159 119H160V122H159ZM166 121H165V120ZM175 119L177 120L176 122H175ZM183 119V120H182ZM195 119V118H194ZM78 120V119H77ZM83 120V118L81 119V121ZM99 121V125L98 124H96V123H98V121ZM149 120V119H148ZM151 120V121H152ZM161 120H164V122L162 123L161 122ZM174 120V121H173ZM186 120H188V117H187V119ZM94 121V122H93ZM115 121H114V123H115ZM117 121H119L118 123L120 124H122V125H126L127 123L129 124V121H130V124L132 125V123H133V125L132 126H130V125H128V127L124 130V126L122 127V125H118V123H117ZM156 121H158V122H156ZM168 121V122H169ZM84 123H85V125H84ZM113 123V122H112ZM166 123V124H165ZM83 124V125H82ZM98 125V127L96 128L95 126H97ZM156 125V126H157ZM162 125H158V126H162ZM190 125V124H189ZM34 126V127H33ZM119 126V127H118ZM129 126H130V128H129ZM150 126V125H149ZM168 126V125H167ZM32 127V128H31ZM126 127V126H125ZM100 128V130H96V129H99ZM117 128H119L118 130H117ZM120 128H122V129H120ZM115 129L117 130V131H115ZM127 129H128V131H127ZM129 129H131V130H129ZM135 129V128H134ZM136 129H137V127H136ZM123 131V132H121V131ZM29 131V132H30ZM121 133H120V132ZM133 131V132H132ZM27 132V133H26ZM89 132H90V134H91V136H90V134H89ZM116 132V134H114ZM117 132H119L118 133V135H117ZM141 132V131H140ZM139 132V133H140ZM97 133V134H96ZM104 133V132H103ZM127 133V134H126ZM141 133H143V138H144V140L146 141V144H148V145H150L152 142H155V139H154V136H151V134L152 133H150V132H141ZM145 133V134H144ZM100 134H101V132H100ZM122 134H124L123 136H122ZM86 135V134H85ZM138 135V134H137ZM146 135V136H145ZM112 136H114L113 138H114V140L113 139H111L110 140V137L112 138ZM122 136V137H124V138H127V140H125L124 138V140H122V139H120V137ZM132 136V138L134 139V140H130L129 139V137H131ZM18 137H19V139H22L23 137V140H20V145L22 144V146H20L19 145V139H18ZM37 137H39V136H37ZM97 137V138H96ZM115 137H117V138H115ZM121 137V138H122ZM27 138V139H28ZM48 138V137H47ZM148 138V139H147ZM120 139V142H125L126 144H120V148H118V146L116 145V144H114V142L115 143H117L115 140H119ZM152 139V140H151ZM107 140V141H106ZM28 141V140H27ZM35 141H37V138L35 139ZM109 141V142H108ZM148 141V142H147ZM30 142V141H29ZM94 142H98L97 144L96 143H94ZM113 142V143H112ZM37 143V142H36ZM36 143H35V145H36ZM94 143V144H93ZM113 144V145H112ZM118 144V145H119ZM153 144V143H152ZM123 147H122V146ZM130 145H131V143H130ZM127 146V145H126ZM95 147V148H94ZM113 147H116L117 148V150H115ZM131 147V146H130ZM133 147V146H132ZM5 148V149H6ZM37 148V149H36ZM99 147H97V149H98ZM127 148V147H126ZM128 148H129V146H128ZM3 150V151H6V150ZM35 149V150H34ZM89 149V150H90ZM101 149V150H102ZM113 149V150H112ZM131 149V148H130ZM62 150H65L64 148L62 149ZM66 150L69 152L70 150L69 149H67L66 148ZM88 150V151H89ZM90 150V151H91ZM99 150H100V148H99ZM89 151V152H90ZM98 151V150H97ZM104 151H102V152H104ZM127 151V150H126ZM125 151V152H126ZM6 152H9V151H6ZM67 152V153H68ZM101 152V153H102ZM119 152H121V151H118L117 153H119ZM62 153V152H61ZM63 153H64V155L66 154V152L65 151H63ZM91 153V152H90ZM99 154H100V152H98ZM104 153V154H105ZM124 153V152H123ZM9 154L11 155V158H12V156H13V154L11 153V152H9ZM103 154V153H102ZM122 154V153H121ZM91 155H93V153H91ZM96 154H94V156H95ZM98 155V154H97ZM66 156V155H65ZM88 156L89 157H91L90 156V154H88ZM99 156H102L103 157V155H98L97 156V158H99L98 160H97V158H96V161H95V159H94V161L95 162H97L98 164H92V165H94V167L96 168V170L97 169H99L98 167L101 165H99V163H100V161H101V157H99ZM119 156V155H118ZM62 157H63V155H62ZM67 158H68V154H67V156H66ZM65 157V159H67ZM93 158V157H92ZM95 158V157H94ZM104 158V157H103ZM102 158V159H103ZM63 159L64 158H62V161H63ZM65 159H64V162H66L65 161ZM91 159V158H90ZM105 159V158H104ZM108 159L106 160L105 159V161H108ZM11 160V159H10ZM23 160V161H22ZM100 160V161H99ZM104 161V162H105ZM63 162V163H64ZM102 163H104L103 161H101ZM34 164V163H33ZM0 165H1V163H0ZM14 165V166H13ZM98 165V166H97ZM102 165H104V164H102ZM102 165H101V167H102ZM106 165H107V162H106ZM92 167V166H91ZM0 168H1V166H0ZM104 170L106 169L105 168V166L104 167H102ZM102 168H100V170H102ZM92 169V168H91ZM104 170H103V172H102V174H104ZM93 171V170H92ZM99 173H100V171H99ZM94 174H96V173H94L93 172V175ZM105 175V174H104ZM3 176V174H2V169L0 170V187H2L3 185H4V182L2 181V177ZM101 176L102 175H99L98 177H100V178H98V180H100L101 179ZM93 178H95V180H96V176H92V179ZM98 180H96V181H98ZM101 181V180H100ZM99 181V182H100ZM92 183H93V181H91ZM91 183V185H93ZM95 183V182H94ZM12 186V185H11ZM10 186H7V187H5L4 189H3V191L1 192L0 191V199L1 200H4L5 202H10L11 200H12V198H14V197H16V196H19V197H21L23 194H25V189L20 185V184H14V188L10 191V192H7V190H8V188H9ZM14 215V213L12 214V208H9L8 210L7 209H4V208H1L0 207V223L2 224V225H0V264H35V263H33V262H36V264H38V263H42V258L43 257H40V258H38L37 260H35V261H30V256H29V252H28V246H29V242H28V240H27V238H25V236L21 233V230L23 229H21V230H18V229H16L17 228V226H15L14 224V219H16V217L15 216H13ZM15 217V218H14ZM13 221V225L11 224V222ZM16 222V221H15ZM13 226H15V227H13ZM22 226L20 225V228H21ZM14 229L16 230L15 232L16 233H19L20 232V234H16V235H18L17 237H16V235L14 234ZM15 235V236H14ZM22 237H24V238H22ZM39 260V261H38ZM40 260H41V262H40ZM30 261V262H29ZM37 261H38V263H37ZM45 261V260H44ZM56 262H57V259H47L46 260V263L47 264H56ZM61 261L59 260V263H60ZM61 264H63L62 262H61Z\"/></svg>", "mask_w": 264, "mask_h": 264}, {"label": "crops", "instance_id": "3", "mask_svg": "<svg viewBox=\"0 0 264 264\" xmlns=\"http://www.w3.org/2000/svg\"><path fill=\"white\" fill-rule=\"evenodd\" d=\"M107 3H116L114 6V14L120 19L125 15L124 3L128 1L130 5L134 8H146L147 14L140 18L131 17L125 23V28L129 31H136L146 26L148 23L158 22L159 15L154 8L155 0H102ZM92 4L95 6L90 9V12H98L100 9L99 0H91ZM104 12L102 16H106ZM66 28V27H65ZM76 28L69 26L68 31L65 30L64 33L67 37H74L78 33L75 32ZM43 41L39 40L34 43V47L28 57L25 60H22L18 65V73L14 78V87L12 88V96L17 97L21 96L24 99L30 97L29 91H31V84L25 83L23 79H19L23 70L28 69L29 66L34 62L35 58L39 57V60L35 63L32 70L38 74L43 70H46L48 73H60L63 69L70 68L72 62L69 60V51L67 46H63L61 51H58L56 48L50 49L47 52H44ZM110 45L106 43H101L98 46L93 47L90 52H74L72 55L74 60L78 63L83 64L84 69L87 70L89 66H92L95 62H100L102 65L104 62L109 59L105 58V55L109 53ZM6 148L4 142H0V163L2 168V174L4 177H7L11 174L12 167L8 162L11 159L9 152L3 151ZM14 188V185L10 186L7 192H10Z\"/></svg>", "mask_w": 264, "mask_h": 264}]
</instances>
